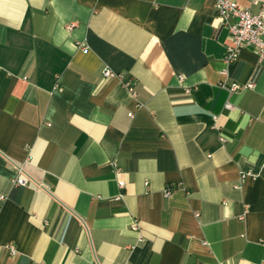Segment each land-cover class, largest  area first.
I'll return each mask as SVG.
<instances>
[{"label":"crops","instance_id":"1","mask_svg":"<svg viewBox=\"0 0 264 264\" xmlns=\"http://www.w3.org/2000/svg\"><path fill=\"white\" fill-rule=\"evenodd\" d=\"M217 18L0 0V264H264V60Z\"/></svg>","mask_w":264,"mask_h":264},{"label":"built area","instance_id":"2","mask_svg":"<svg viewBox=\"0 0 264 264\" xmlns=\"http://www.w3.org/2000/svg\"><path fill=\"white\" fill-rule=\"evenodd\" d=\"M257 4L255 0H252ZM217 19L221 26H224L229 34V46L224 55L226 63L234 62L238 57L240 50L246 49L253 51L258 62L264 60V4H260L256 13H251L248 9L237 5L229 0H214ZM103 79H121V75L112 72L107 68L101 70ZM246 87H251L250 84ZM241 87L231 85L229 90L236 91ZM12 184L15 186H25L26 180L20 177L13 179ZM123 182L118 183V187L122 188ZM170 195V190L164 191V197ZM3 198L0 196V200ZM10 254H14L12 246H8Z\"/></svg>","mask_w":264,"mask_h":264}]
</instances>
